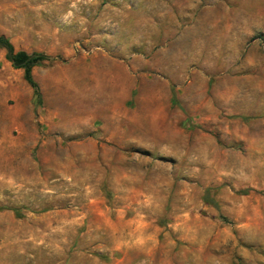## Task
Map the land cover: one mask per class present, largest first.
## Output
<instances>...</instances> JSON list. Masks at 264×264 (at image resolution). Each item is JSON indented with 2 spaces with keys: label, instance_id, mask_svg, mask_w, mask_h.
I'll return each instance as SVG.
<instances>
[{
  "label": "rangeland",
  "instance_id": "rangeland-1",
  "mask_svg": "<svg viewBox=\"0 0 264 264\" xmlns=\"http://www.w3.org/2000/svg\"><path fill=\"white\" fill-rule=\"evenodd\" d=\"M0 42L45 56L0 48V264H264V0H0Z\"/></svg>",
  "mask_w": 264,
  "mask_h": 264
},
{
  "label": "trees",
  "instance_id": "trees-1",
  "mask_svg": "<svg viewBox=\"0 0 264 264\" xmlns=\"http://www.w3.org/2000/svg\"><path fill=\"white\" fill-rule=\"evenodd\" d=\"M0 48L5 50V59L11 63L13 68L23 69L25 81L30 85L34 92H36L35 84L31 79L30 68L40 60L44 59L45 56L38 53L27 54L23 51L13 53L10 45L5 42H0ZM204 199H207L210 204H214L212 200L208 198L207 194H205ZM14 214L18 215V211H14Z\"/></svg>",
  "mask_w": 264,
  "mask_h": 264
},
{
  "label": "bare ground",
  "instance_id": "bare-ground-1",
  "mask_svg": "<svg viewBox=\"0 0 264 264\" xmlns=\"http://www.w3.org/2000/svg\"><path fill=\"white\" fill-rule=\"evenodd\" d=\"M162 147H163V146H162ZM162 147H161V148H162ZM164 147H165V146H164ZM162 149H163V148H162ZM166 151H167V150H166Z\"/></svg>",
  "mask_w": 264,
  "mask_h": 264
}]
</instances>
